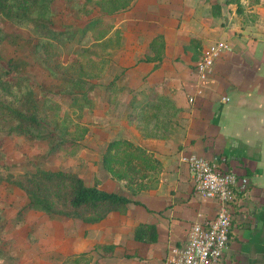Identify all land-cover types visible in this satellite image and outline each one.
I'll return each instance as SVG.
<instances>
[{"label": "crops", "instance_id": "obj_1", "mask_svg": "<svg viewBox=\"0 0 264 264\" xmlns=\"http://www.w3.org/2000/svg\"><path fill=\"white\" fill-rule=\"evenodd\" d=\"M226 2L132 0L128 10L105 14L100 18L104 24L87 34L93 39L90 63L95 64L94 48L104 43L105 69L120 77L111 85L113 78L105 75L102 99L94 89L86 110L88 140L65 159L73 162V173L86 186L97 185L136 203H129L125 214L112 212L93 224L67 218L44 221L41 251L34 258L44 264L81 255L89 264H166L169 249L185 242L192 224L217 212L215 201L193 191L184 159L195 155L218 160L220 169L249 180L217 264H264V0H240L239 9ZM156 37L164 45L158 62L150 48ZM218 41L230 51L200 80L195 65ZM96 79L89 80V87L101 84ZM159 99L168 113L164 125L155 128L151 118L136 119L139 106ZM84 109L77 108L79 113ZM119 138L159 164L155 170L137 163L139 171H132L139 183L135 194H129L126 180L116 179L102 165L107 145ZM142 224L155 227L154 243L134 240V230ZM103 246H111L110 253Z\"/></svg>", "mask_w": 264, "mask_h": 264}, {"label": "trees", "instance_id": "obj_2", "mask_svg": "<svg viewBox=\"0 0 264 264\" xmlns=\"http://www.w3.org/2000/svg\"><path fill=\"white\" fill-rule=\"evenodd\" d=\"M239 1L227 0L226 4H236L239 9ZM53 2L54 0H0V17L16 28L26 30L36 37L33 54L44 67L50 64V54L54 45L70 42L75 38L74 32L58 30L53 27ZM131 3L132 0L98 1L100 6H104L106 15L128 10ZM76 7L80 10L84 8L79 7V4H76ZM103 24L104 22L100 18L90 19L82 28L79 41ZM7 39L9 40L10 37L0 30V43ZM150 48L156 51L154 61H160L164 45L158 37L152 40ZM150 60L147 59V61ZM6 66L7 69L0 67V131H5L8 136L15 135L29 140L48 141L51 154L63 151L68 156L74 155L79 148L78 141L83 138L87 130L83 128L79 138L69 140L65 139L64 134L70 130L64 128L63 131H59V125L55 122L51 124L53 130L48 131L46 121L39 117L41 113L37 110L36 99H34L33 83L27 77L20 75L19 67L13 61L6 62ZM77 71L78 69L73 66L71 75L73 78L68 81L74 88L80 89L79 92L82 94L84 102L80 105L76 104V108L82 110L89 105L87 99L89 89L85 80L77 76L79 74ZM64 72L70 73L68 70ZM60 95L53 94L51 97H61ZM45 100L54 99L49 97ZM164 107L163 99L148 101L136 109L138 111L135 113L136 119L140 121L151 118L154 127L159 128L164 125L167 119L168 113ZM54 135L57 137L55 138ZM130 159L135 160V163L133 164ZM137 163H140V168L150 165L155 170L159 168L158 162L153 160L143 149L134 146L125 139L111 141L102 156L103 168L116 179L126 180L128 189H130L129 183L134 181L132 171L138 168ZM119 167H124V169L120 170ZM138 171L139 168L136 172ZM2 183H11L25 194L28 203L24 209L28 211L77 219L87 224L100 222L112 212L125 214L127 205L136 203L125 196L103 191L97 185L86 186L77 174L70 172L37 170L33 173L15 176L7 175L6 172L0 170V184ZM2 221L0 210V231ZM133 237L138 242L154 243L157 239L155 227L146 224L139 225L135 228ZM2 245L3 242L0 239V264H18L20 260L8 256ZM102 248L109 250L105 253H110L112 249L111 246ZM62 264H89V260L85 255H81L77 258L70 257Z\"/></svg>", "mask_w": 264, "mask_h": 264}, {"label": "rangeland", "instance_id": "obj_3", "mask_svg": "<svg viewBox=\"0 0 264 264\" xmlns=\"http://www.w3.org/2000/svg\"><path fill=\"white\" fill-rule=\"evenodd\" d=\"M98 1L54 0L52 4L53 27L58 30L72 31L75 33V38L70 42L54 45L50 54V64L47 67L42 66L33 54L36 37L26 30L16 28L3 17H0V30L10 37L9 40L0 43V67L7 69L6 62L11 60L19 67L20 75L27 77L33 83L34 99H36L37 110L41 113L39 117L46 121L48 131L53 130L51 124L55 122L59 125V131H63L64 128L70 130L64 134L65 139L69 140L79 138L83 128H85L87 132L78 143L84 138L88 140L89 130L87 126L89 123L87 122L88 114H86L88 108L84 109L85 113L82 112L85 116L79 113L76 108V104L80 105L84 102L81 97L82 94L79 92L80 89L74 88L68 81L73 78L71 76L73 66L78 69L77 73L79 74L77 76L86 82L85 84L89 89L87 92L88 101L94 89L97 97L102 99L104 93L102 88L106 87L104 85L106 74L107 77L113 78V81L110 82L111 85L120 77L114 75L109 69H105L104 48L101 46L104 43L93 44V46L97 45L94 48L97 52L94 64L93 59L90 63V48H88L93 39L90 40L87 35L86 39L79 41L84 25L90 19L101 18L105 15L104 6H100ZM76 4H79V7H84L83 10L77 8ZM102 30L104 33L105 28L103 27ZM100 35L101 33L98 34L99 39L101 38ZM67 70L70 73L64 72ZM94 77L97 78L96 80H100L101 84L98 83L97 86L89 87V80ZM53 94H61V97H51ZM49 97L54 100L46 101L45 99ZM57 135H54L55 138ZM47 142L29 140L15 135L8 136L5 131H0L1 172L19 176L37 170H56L59 166V171L73 173L74 164L71 160H67L70 156L63 151L56 154L49 153ZM131 161L133 163V160ZM119 168L123 170L124 167ZM134 172H136V168ZM137 182L134 180L129 183V194H135L139 185ZM27 203L25 194L16 189L14 185L11 183L0 184V210L3 218L0 239L3 242V250L8 256L18 258L20 260L18 264H44L41 258H34L37 256L35 252L41 251L42 246L39 241L45 235L41 231L46 227L42 226L44 221L60 219L67 221V219L38 211H28L24 209ZM68 222L79 221L68 220Z\"/></svg>", "mask_w": 264, "mask_h": 264}, {"label": "built area", "instance_id": "obj_4", "mask_svg": "<svg viewBox=\"0 0 264 264\" xmlns=\"http://www.w3.org/2000/svg\"><path fill=\"white\" fill-rule=\"evenodd\" d=\"M228 51L230 48L226 42L218 41L208 46L195 65L199 79L205 80L216 60ZM184 160L195 195L203 200L215 201L218 208L214 218L192 224L185 242L169 249L166 264H217L228 247L240 196L246 193L249 180L220 169L218 160L210 162L195 155Z\"/></svg>", "mask_w": 264, "mask_h": 264}]
</instances>
